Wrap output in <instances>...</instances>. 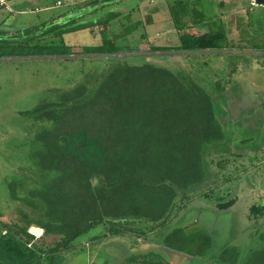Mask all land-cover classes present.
Returning a JSON list of instances; mask_svg holds the SVG:
<instances>
[{
	"label": "trees",
	"instance_id": "1",
	"mask_svg": "<svg viewBox=\"0 0 264 264\" xmlns=\"http://www.w3.org/2000/svg\"><path fill=\"white\" fill-rule=\"evenodd\" d=\"M96 4L103 6L101 0ZM110 8L108 17L97 24L72 20L51 25L27 40L4 41L10 49L0 58L97 56L109 59L112 67L95 85L81 82L34 109L46 126L38 137L37 172L26 197L11 187V197L24 205H17L16 218L0 221L2 253L19 264H73L79 255L89 262L104 242L129 236L119 264H218L224 258L229 264H264V251L240 260L235 246L225 247L215 262L203 261L210 239L201 231L189 236L184 227L172 225L195 197L215 199L219 210L236 202L227 201L223 193L214 197L238 173L237 162L243 158L229 148L240 135L223 128L214 111L219 82L212 81L208 88L197 79L204 73L197 65L172 61L178 55L215 56L205 52L235 47L228 41L229 27L218 17H208L200 1H171L173 37L167 44L149 42L145 54L139 47H119L115 33L109 37L108 30L116 27L113 20L121 13L112 11L117 6ZM152 22L150 17L147 24ZM145 24L127 25L125 34ZM190 25H206L208 31L196 34ZM96 26H102L103 35L97 45L75 48L65 41L64 34L84 28L94 32ZM258 28L260 40L247 46L263 52L264 23ZM119 52L126 55L114 56ZM228 171L230 176L224 175ZM262 216L264 201L249 211L250 218ZM32 226L44 229L43 236L31 234ZM154 242L164 252L150 248Z\"/></svg>",
	"mask_w": 264,
	"mask_h": 264
},
{
	"label": "rangeland",
	"instance_id": "2",
	"mask_svg": "<svg viewBox=\"0 0 264 264\" xmlns=\"http://www.w3.org/2000/svg\"><path fill=\"white\" fill-rule=\"evenodd\" d=\"M125 1L131 6L117 7L112 10L122 13H119L120 16L113 20L114 23H117L113 32L108 30L109 37L112 34L119 36L117 39L119 47L121 45L135 46L147 54L150 51L149 42L156 44L169 42L170 35L173 37L171 34L173 23L168 3L174 0ZM176 1H185L188 4L200 1L201 7L208 11L206 12L208 17L212 15V18L218 17L221 21L229 23L228 41L231 43L235 44L240 30H253L248 24L245 7L247 0ZM110 9L104 7L96 8V11L95 9L85 11L83 15L76 16L75 21L89 22L90 20L106 19ZM156 9L159 10L155 11ZM254 10L256 12L252 16L258 19V13L262 10L261 8ZM11 17L9 12L0 9V54L10 49L5 47V42L13 43V41L6 40L9 33L20 27L21 22H12ZM150 17L153 22L147 24ZM138 21H143L146 24L132 34H125L127 25ZM79 22L76 23L79 24ZM94 30L93 32L90 28H84L64 34L65 41L75 48L84 45H97L103 39V35L100 33L102 26H96ZM189 30L200 34L207 32L208 27L206 25L198 27L190 25ZM260 32L261 29L258 28V36ZM144 34L147 37L144 38ZM247 45L248 43L238 46L235 53L231 48H224L219 51L205 52L218 54L215 56L206 55L188 59L178 55L172 60L182 66H188L189 63L193 66L197 65L198 70L204 72L198 74L197 79L201 80L208 88L212 81L219 82L220 88L215 91L213 101L216 117L223 128L235 129L236 133L240 135V137L234 138L235 141L229 147L230 150L243 155V158L237 162L240 167L239 171L234 173L232 179L223 183L221 189H217L214 193V197L223 193L227 201L235 198V204L226 210H219L216 207L215 199L205 198L204 195L195 197L188 201L187 208L183 209L172 222L173 226L184 227L189 236L195 237V233L198 235L202 233L210 239V246L204 249L203 261L215 262L217 254L225 247L236 245L232 242L235 235L236 239H239L245 230L258 229L262 231L264 229V216L260 217L259 221L248 224L244 220L246 218L244 213L249 214L253 204H260L264 201V56L255 55L253 49L248 50ZM125 55L126 53L119 52L114 56ZM72 57L71 59L23 58L25 60L0 61V221L10 222L18 216L17 205H24L22 201L18 203L11 197V187L18 190L17 192L20 191L21 195L25 194L26 197L28 188L31 186L30 183L37 172V156L35 154L40 143L38 137L46 126L37 119L34 109L43 103L57 100L63 92L81 82L87 81L95 85L112 67L109 59H100L97 56ZM236 138L242 141L236 140ZM230 139L232 140L231 137ZM246 139L250 140L245 142ZM220 153L225 155L228 152L221 151ZM234 167L230 166L228 169L232 171ZM229 173L228 171L224 175L230 176ZM22 182L26 189L23 188ZM194 213L200 214L199 218L193 219ZM198 219L200 221L197 223ZM37 228L40 227H33L35 232ZM214 236H216L215 241H213ZM130 241L129 236L115 237L108 240L105 245V242L101 244V252L97 250L94 258L89 262L87 256L79 255L73 264H105V261L109 264H119L123 245H129ZM248 242L251 245V242ZM154 243L149 247L159 250L158 244ZM187 249L190 250L188 246ZM194 249L193 246L191 251ZM160 250V252H164L162 249ZM238 252L242 253L240 260H243L246 251L239 247ZM216 262L218 264L230 263L228 258ZM0 264L19 263L5 256L0 249Z\"/></svg>",
	"mask_w": 264,
	"mask_h": 264
},
{
	"label": "crops",
	"instance_id": "3",
	"mask_svg": "<svg viewBox=\"0 0 264 264\" xmlns=\"http://www.w3.org/2000/svg\"><path fill=\"white\" fill-rule=\"evenodd\" d=\"M176 1V0H174ZM61 2V4H58ZM67 2V3H66ZM103 3V6L99 4V7L101 8H110V6H131L130 3H126L125 0H101ZM12 6L14 8L13 12H9V14L12 15V22L14 21H20V27L17 30H10L12 31L9 33V36L6 40L9 41H19V40H27L29 38H33L36 36V33L41 30L48 29L51 25H54L55 23H66L68 21L76 20V16L83 15L85 11H93L98 7L96 4V0H13ZM245 7H249V1L247 0V3L245 4ZM3 10V9H2ZM130 10V9H129ZM159 9H156L155 11H158ZM250 10V9H249ZM262 10V9H261ZM8 12V11H7ZM119 13V11H116ZM256 11L250 10L251 16L248 17V24L250 27L253 28V30H240V35L236 37L235 39V47H232L231 49L234 50V53L237 51V47L240 45H243L245 43H252L251 40H260V34L258 36V30L256 29L258 27V24L261 22L264 23V11L258 13L259 18L256 19L252 16ZM82 13V14H81ZM122 13V12H121ZM37 15V16H33ZM79 22V21H77ZM80 24H97L99 23V20H90L88 21H81ZM231 23V21H230ZM225 24L229 26V23ZM257 30V32H256ZM245 33V34H244ZM252 36V38H251ZM237 42V43H236ZM231 43V42H230ZM253 48H248L250 51ZM247 51V50H242ZM254 51V49H253ZM13 60H25L23 58H0V61L10 62ZM246 215V218L244 219L246 223H251L254 221H259V219H252L249 217V214L247 212L244 213ZM200 214H193L192 218L196 219L199 218ZM191 218V219H192ZM200 220H197V223ZM216 240V236L213 237V241ZM251 242L250 243L248 242ZM233 245L237 248L241 247L243 251H246L245 259L252 253H258L259 251H264V229L261 230H254L249 229L245 230L239 237V239H236V235L233 237ZM259 248V249H258ZM254 253V254H255ZM242 254V253H241Z\"/></svg>",
	"mask_w": 264,
	"mask_h": 264
},
{
	"label": "built area",
	"instance_id": "4",
	"mask_svg": "<svg viewBox=\"0 0 264 264\" xmlns=\"http://www.w3.org/2000/svg\"><path fill=\"white\" fill-rule=\"evenodd\" d=\"M12 1L13 0H0V9L6 10L8 12H13L14 8L12 6ZM58 4H61V2H59ZM249 6L251 10H254L255 8H261L264 11V4L258 3L257 0H249ZM254 53L255 55L262 54L264 56V51L263 52L254 51ZM29 232L33 234L36 238H39L43 236L44 229L41 233H36V232H32L30 227Z\"/></svg>",
	"mask_w": 264,
	"mask_h": 264
},
{
	"label": "bare ground",
	"instance_id": "5",
	"mask_svg": "<svg viewBox=\"0 0 264 264\" xmlns=\"http://www.w3.org/2000/svg\"><path fill=\"white\" fill-rule=\"evenodd\" d=\"M33 227H34V226L31 227V231H34V232H35V230L33 229ZM37 231H38V233H40V231L42 232L43 229H41V228H37ZM37 231H36V232H37Z\"/></svg>",
	"mask_w": 264,
	"mask_h": 264
},
{
	"label": "water",
	"instance_id": "6",
	"mask_svg": "<svg viewBox=\"0 0 264 264\" xmlns=\"http://www.w3.org/2000/svg\"><path fill=\"white\" fill-rule=\"evenodd\" d=\"M258 3L264 4V0H257Z\"/></svg>",
	"mask_w": 264,
	"mask_h": 264
}]
</instances>
